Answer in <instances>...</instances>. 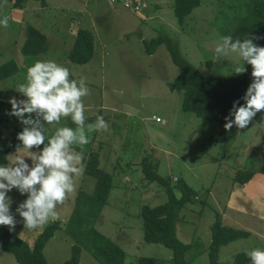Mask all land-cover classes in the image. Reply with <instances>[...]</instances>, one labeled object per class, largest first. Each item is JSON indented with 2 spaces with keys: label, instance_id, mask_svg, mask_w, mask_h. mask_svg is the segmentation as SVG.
<instances>
[{
  "label": "rangeland",
  "instance_id": "374dc122",
  "mask_svg": "<svg viewBox=\"0 0 264 264\" xmlns=\"http://www.w3.org/2000/svg\"><path fill=\"white\" fill-rule=\"evenodd\" d=\"M12 1L0 0V19L7 16L9 21L7 28L0 26V65L14 59L20 70L0 80V100L24 98L15 89L26 83L27 69L37 60H54L70 69L71 79L86 81L90 89L84 98L86 123L103 116L109 128L89 133L90 143L83 151L98 152L100 167L113 177L108 202L93 227L124 250V264H138L142 257L173 264L170 247L144 239L143 205L168 200L165 187L145 176V158L175 187L177 197L182 195L180 182L195 191L193 202L181 210L176 224L177 237L191 244L185 253L190 264L209 263L212 228L218 219L225 226L250 231L221 247L219 264H234L238 252L264 249V184H259L258 193L246 192L244 184L235 181L236 172L242 170L254 171V179H264V120L254 118L245 129L234 125L226 131V120L212 121L186 111L184 92L170 86L180 68L168 43L159 44L152 54L146 53L145 45L166 37L201 74L238 76L234 68L245 67V62L235 55L216 59L214 52L221 38L230 36L228 24L240 15L237 0H201L183 23L172 0H145L136 12L125 7L124 0H45V4L27 0L24 8H15ZM28 26L44 33L49 43L47 52L32 58L31 65L21 50ZM79 29L89 30L95 38V54L86 64L67 58ZM71 124L67 118L55 127ZM20 127L24 126L20 123ZM55 127L45 124L46 135L54 134ZM11 135L12 129H3L4 138ZM17 155L28 152L20 147L9 154L8 164ZM96 183L83 166L76 192L57 208V221L66 222L79 191L93 192ZM8 195L17 219L14 232L33 246L51 222L33 230L24 228L15 210L27 196L16 189ZM73 244V237L60 229L44 247L48 264H65ZM81 247L80 264H103L93 235H87ZM0 264L20 263L0 247Z\"/></svg>",
  "mask_w": 264,
  "mask_h": 264
},
{
  "label": "trees",
  "instance_id": "16d2710c",
  "mask_svg": "<svg viewBox=\"0 0 264 264\" xmlns=\"http://www.w3.org/2000/svg\"><path fill=\"white\" fill-rule=\"evenodd\" d=\"M41 1L45 4V0ZM131 1L134 5L140 3L141 8V4L145 0ZM26 2L27 0H13L12 5L15 8H24ZM200 2L201 0H172L179 22L183 23L185 17L199 6ZM237 5L240 15L237 20L234 19L228 24L230 36L234 40H243L250 35L261 37L254 39L253 42L264 46V0H237ZM127 8L135 11L134 8ZM94 41L95 38L89 30L79 29L67 58L77 64L88 63L95 54ZM162 42L168 43L173 61L180 68L178 76L170 86L172 89L184 92L183 108L186 111L212 121L224 122L234 101L240 100L241 104L244 103L241 98L252 82L251 65L245 63V73L238 76L204 75L181 54L176 44L166 37L160 36L145 42L146 53H154ZM48 48L47 36L37 28L28 26L27 36L21 47L24 56H26V63L31 65L32 58H39V54L47 52ZM19 70L20 67L16 60H8L0 65V80ZM10 111L11 104L0 100V165L5 166L8 165L9 154L23 147L17 139V134L23 129L20 127L19 119L8 114ZM255 119L263 121L264 112L258 113ZM70 127L75 128L76 125L73 123ZM3 129H12V135L9 138H4ZM76 150L81 151L79 148ZM83 166L85 173L96 177V189L93 192L83 189L79 191L72 216L66 222L55 221L48 224L38 234L33 246L6 226H0V247L2 250L13 254L20 264H48L44 247L47 241L55 236L60 229H65L74 240L73 254L65 264H80L81 244L87 235H93V244L102 257L103 264H124V250L93 227L108 202V196L113 187L112 174L100 167L98 152L83 151ZM143 170L150 181L159 182L168 193V200L162 204L143 205L141 215L144 239L146 242L160 243L170 247L173 250V264H190L185 258V253L191 244H186L177 237L176 224L181 210L188 203L193 202L195 191L186 182H180L178 188L182 195L177 197L175 187L167 178L155 171L153 164L146 158L143 160ZM253 175L254 171H237L235 181L245 184L252 179ZM249 234L250 232L247 230L225 226L223 221L218 219L212 228L208 264H219L221 247ZM246 253L245 251L238 252L234 257V264H251ZM138 264H158V262L152 257H142Z\"/></svg>",
  "mask_w": 264,
  "mask_h": 264
},
{
  "label": "clouds",
  "instance_id": "9594fccd",
  "mask_svg": "<svg viewBox=\"0 0 264 264\" xmlns=\"http://www.w3.org/2000/svg\"><path fill=\"white\" fill-rule=\"evenodd\" d=\"M0 26H9L7 16L0 19ZM260 38L250 35L234 40L232 36H224L215 45L216 59L235 55L252 68V82L241 98L244 103L234 101L225 117L226 131H231L234 125L245 129L258 113L264 112V46L253 42ZM245 71L244 66L234 68L237 75ZM71 76L67 66L54 60H37L27 69L26 83L15 89L24 98L9 100L8 114L17 117L24 126L17 139L28 152L27 156H15L6 166L0 165V226H7L10 231L15 230L17 219L8 193L16 189L27 196L15 210L24 228L33 230L59 220L58 206L77 190L76 178L83 171V149L90 143L88 134L109 128L103 116H97L94 123H86L84 98L90 95V89L84 79ZM67 118L75 128L55 127ZM45 124L55 127L50 137L46 135ZM246 255L251 264H264V249L255 248Z\"/></svg>",
  "mask_w": 264,
  "mask_h": 264
},
{
  "label": "crops",
  "instance_id": "0c3cea01",
  "mask_svg": "<svg viewBox=\"0 0 264 264\" xmlns=\"http://www.w3.org/2000/svg\"><path fill=\"white\" fill-rule=\"evenodd\" d=\"M254 177H255V175H253L252 179L249 182L244 184V190L246 192L252 191V192L258 193L257 189H258L259 184H264V179L263 178L258 180V179H254ZM244 230H246V229H244Z\"/></svg>",
  "mask_w": 264,
  "mask_h": 264
},
{
  "label": "built area",
  "instance_id": "2783aa9c",
  "mask_svg": "<svg viewBox=\"0 0 264 264\" xmlns=\"http://www.w3.org/2000/svg\"><path fill=\"white\" fill-rule=\"evenodd\" d=\"M124 4L126 7L134 8L135 11L139 10V8H140V3H137L134 5L131 0H124ZM157 119H159V118H157Z\"/></svg>",
  "mask_w": 264,
  "mask_h": 264
}]
</instances>
